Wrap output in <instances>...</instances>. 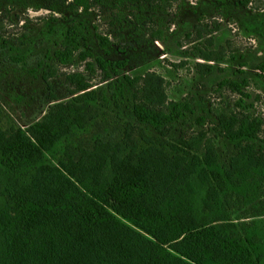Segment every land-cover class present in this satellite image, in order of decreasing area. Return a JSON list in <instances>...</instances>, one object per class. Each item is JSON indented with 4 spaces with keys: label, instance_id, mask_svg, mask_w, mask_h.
I'll return each instance as SVG.
<instances>
[{
    "label": "trees",
    "instance_id": "obj_1",
    "mask_svg": "<svg viewBox=\"0 0 264 264\" xmlns=\"http://www.w3.org/2000/svg\"><path fill=\"white\" fill-rule=\"evenodd\" d=\"M73 3L87 10L89 0ZM78 37L79 26L72 24L54 53L59 64L74 62ZM99 43L106 47L103 39ZM97 60L109 77L127 64ZM258 70L264 79V63ZM69 80L80 91L88 88L80 76ZM128 83L124 77L104 88V107L121 103ZM244 84L227 79L219 87L241 92ZM150 91L146 97L153 103ZM95 103L94 92L84 93L52 107L28 132L0 131V264H264V226L233 219L264 198V146L256 145L260 120L221 116L227 125L218 131L237 149L228 165L209 147L198 156L176 146L172 154L148 148L121 165L105 154L109 126L95 135L96 158L75 146L85 118L96 116ZM190 112L186 101L135 107L138 122L158 133Z\"/></svg>",
    "mask_w": 264,
    "mask_h": 264
},
{
    "label": "rangeland",
    "instance_id": "obj_2",
    "mask_svg": "<svg viewBox=\"0 0 264 264\" xmlns=\"http://www.w3.org/2000/svg\"><path fill=\"white\" fill-rule=\"evenodd\" d=\"M72 24L79 26L80 50L71 65H61L54 53ZM207 55L211 60L204 59ZM97 58L127 64L109 77ZM262 63L264 0H89L87 10L73 0H0V131L28 132L52 107L94 92L96 116L85 118L74 139L92 158L101 155L95 135H104L109 126L113 132L105 138L110 143L105 154L121 165L137 161L151 147L172 154L173 146L198 156L209 147L228 165L237 149L218 131L227 125L221 116L249 114L260 120L256 145L264 146ZM72 75L82 77L88 88L80 91L69 80ZM124 77L132 81L124 87L125 98L104 107V88ZM227 79L245 82L241 92L219 87ZM150 89L153 103L146 97ZM171 101L190 103L192 112L184 121L159 133L138 122V104L158 108ZM233 219L264 226V198Z\"/></svg>",
    "mask_w": 264,
    "mask_h": 264
},
{
    "label": "snow or ice",
    "instance_id": "obj_3",
    "mask_svg": "<svg viewBox=\"0 0 264 264\" xmlns=\"http://www.w3.org/2000/svg\"><path fill=\"white\" fill-rule=\"evenodd\" d=\"M193 3H195V0H192Z\"/></svg>",
    "mask_w": 264,
    "mask_h": 264
}]
</instances>
